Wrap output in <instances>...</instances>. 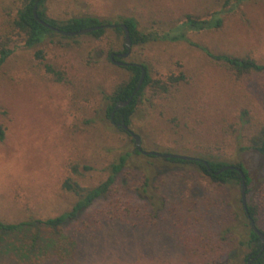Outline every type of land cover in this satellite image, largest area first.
<instances>
[{
    "label": "rangeland",
    "instance_id": "obj_1",
    "mask_svg": "<svg viewBox=\"0 0 264 264\" xmlns=\"http://www.w3.org/2000/svg\"><path fill=\"white\" fill-rule=\"evenodd\" d=\"M224 2L47 0L45 6L60 21L92 15L114 23L134 16L143 31H165L188 13L209 18ZM21 5L0 0V26L6 11L16 13ZM223 17L220 28L189 32L194 44L133 45L126 61L147 65L153 78L184 73L186 79L169 93L148 90L129 126L148 151L242 163L253 179L247 202L259 206L264 228V155L242 149L264 122V73L238 77L200 47L264 64V0H243ZM124 43L125 35L111 27L101 38L52 35L33 47L18 37L0 66V123L6 127L1 221L46 220L69 211L79 198L62 188L72 163L89 165L79 180L95 186L107 179L112 162L131 153L112 193L80 221L0 232V264H243L247 247L228 244L224 233L231 228L236 236L244 227L241 186L212 182L195 164L136 153L133 137L106 118V95L132 74L107 59L109 49L121 50ZM46 64L62 70L65 82L56 81ZM113 203L121 218L89 223Z\"/></svg>",
    "mask_w": 264,
    "mask_h": 264
},
{
    "label": "trees",
    "instance_id": "obj_2",
    "mask_svg": "<svg viewBox=\"0 0 264 264\" xmlns=\"http://www.w3.org/2000/svg\"><path fill=\"white\" fill-rule=\"evenodd\" d=\"M46 1L47 0L39 1V18L50 23L53 26L60 28L61 30L79 31L89 27L102 26L100 29L90 33L97 38H101L106 34L107 29L110 27L115 33L125 35L124 28L120 26L121 23H124L130 30L133 45H138L155 40L187 41L194 44L188 37L189 32H198L220 28L224 23L223 14L234 11L237 5L243 0H225L222 8L213 12L209 18H201L193 15L192 13H188L185 16V20H183L179 24L173 25L169 30L165 31H143L140 28L139 20L134 16L123 17L120 21H116L114 23L107 20H101L99 17L92 15L75 16L60 21L47 15L45 6ZM35 2L36 0H22V5L18 8L16 13H12L11 10L6 11V18L0 26V66L13 53L14 49L12 48V45L18 37L22 38L25 41L26 46L28 47H33L39 43H42L47 37L52 35H61V37L67 39L75 38L76 35L67 36L41 24L34 16ZM106 24H115L117 26H110L107 28L105 27ZM200 47L204 51H206L208 55H210V57H212L214 60L222 61L223 63H225L226 66L238 77H242L243 75H247L250 73H264V64L259 62L252 56L214 54L206 47ZM125 51H127L125 43L124 47L121 50L111 48L107 52V59L110 62H113L111 55L115 54V59L121 60V58L116 57V53ZM39 53L41 54V51ZM143 65L147 70V75L143 86L135 95H133V92L137 88L142 74V69L136 65L122 66L132 72L131 76L128 79H125L115 85L113 90L108 95H106L108 100L105 108L106 118L109 119L113 124L118 126L120 130L127 132L129 135H131L130 132L124 129L122 125H118V123H121V121L124 119L126 125L131 124L138 104L142 100L143 96L147 94L148 90L153 94L169 93L173 89L178 88L179 85L186 79L184 73H180L179 75H170L167 80L163 78H153L149 74L148 66L145 64ZM46 71L49 74L53 75L56 81L65 82L66 77L64 72L56 68L54 65L46 64ZM132 95L133 100L130 105L115 110V106L119 101H126ZM113 111H115V114L112 118ZM245 114L247 115L248 113L245 111ZM5 135L6 127L2 123H0V140H3L5 138ZM242 149H251L264 155V122L259 127L255 128V130L249 137V145L242 147ZM135 152L140 153L136 146ZM130 157V152L121 154L115 162H112L110 164V173L107 179L95 186H85L79 180V177L85 176L88 170L91 169V167L89 165H81L80 162H76L74 164L72 163L70 165V173L62 183V188L67 191H73L76 195L79 196V198L69 211H66L55 217H50L46 220L21 221L18 223H9L0 220V232L9 233L20 231L24 227L30 226L35 223H43L47 226L58 228L71 221H80L82 215L91 206H93L96 202L107 198L112 193L115 186L117 185L118 176L126 167ZM197 158L198 160L193 161L182 160L179 158H169L168 160L178 163L195 164L204 176L209 178L212 182L219 184L235 183L241 186L242 174L237 169L240 168L246 175L247 194L251 193L253 179L249 173V170L242 163H229L222 160H212L208 157ZM226 165H233L237 168L227 169L225 171L217 173ZM243 210L245 221L243 224L244 227L243 229H241L240 233L235 236L231 228H228L224 231L225 235L229 239L228 244L237 241L241 245L247 247L248 251L245 254L243 264H247L248 260L250 259V255L252 256V258H254L252 264H264V249H261L262 240L252 228L248 213L244 209V206ZM248 212L250 216H252V218L255 220L259 229L264 232V228L259 226L258 223L259 206L253 203H248ZM122 214L124 213L119 210V207L117 205H115L114 203L112 205L109 204V206H107L106 208L104 207L103 210H100V212L96 217H94V219H90L89 223H98L100 221V218L104 216L110 218H121ZM85 225L86 227H89L87 224ZM33 237L37 238L36 235Z\"/></svg>",
    "mask_w": 264,
    "mask_h": 264
},
{
    "label": "water",
    "instance_id": "obj_3",
    "mask_svg": "<svg viewBox=\"0 0 264 264\" xmlns=\"http://www.w3.org/2000/svg\"><path fill=\"white\" fill-rule=\"evenodd\" d=\"M39 1L40 0H36V2H35L34 16L41 24H43L44 26H46V27H48V28H50V29H52L54 31L60 32V33H62L64 35H67V36H74V35H80V34H89V33L93 32L95 30H98V29H100L102 27V26L89 27V28H85V29H82V30H79V31H65V30H61L60 28H58L56 26H53L50 23H48V22L42 20L41 18H39V16H38V4H39ZM110 26L116 27L117 25H115V24L114 25H110V24H106L105 25V27H107V28L110 27ZM120 26H122L124 28V30H125V46L127 48V51L121 52V53L117 54V56L122 58V59H126V58H128L130 56V54L132 52L133 43H132V39H131V33H130V30L127 27V25L124 24V23H121ZM111 58H112L113 63L117 64L119 66L136 65V66H139L142 69L140 82H139L137 88L133 92V95H135L141 89V87L143 86V83H144L146 75H147V70L144 68V65L143 64H139V63H133V62H128V61L115 59V54H112ZM133 95L131 97H129L126 101H119L116 104V106H115V110H118L120 108H123V107H126V106L130 105V103L133 100ZM114 114H115V111H113V113H112V118L114 117ZM120 125H122V127L124 129H126L127 131L130 132V134L134 138L136 148L139 150L140 153H142L144 155H153V156H158V157L166 158V159L179 158V159H182V160H191V161L198 160V158L195 157V156H190V155H185V154L164 153V152H159V151H148V150H145L143 148V146H142V137L138 133L134 132L130 128L129 125H126L124 119L121 121ZM233 168H237V167H235L233 165H226L220 171H218L217 173H220V172L225 171L227 169H233ZM237 169L242 174V183H241L242 203H243L244 209L248 213V217H249V220H250L252 228L260 236V238L262 240V248L261 249L263 250L264 249V232H262L259 229V227L257 226L255 220L252 218V216H250V214L248 212L246 175L240 168H237ZM253 260H254V258H252V256L250 255V259L248 260L247 264H252Z\"/></svg>",
    "mask_w": 264,
    "mask_h": 264
},
{
    "label": "flooded vegetation",
    "instance_id": "obj_4",
    "mask_svg": "<svg viewBox=\"0 0 264 264\" xmlns=\"http://www.w3.org/2000/svg\"><path fill=\"white\" fill-rule=\"evenodd\" d=\"M117 54H119V53H116V57H118ZM118 58H120V57H118ZM126 59H127V58H126ZM126 59H122V58H121V60H123V61H126ZM119 124H120V123H118V125H119Z\"/></svg>",
    "mask_w": 264,
    "mask_h": 264
}]
</instances>
